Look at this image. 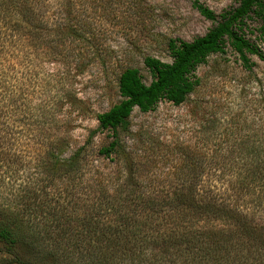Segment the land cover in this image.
<instances>
[{
  "label": "trees",
  "instance_id": "16d2710c",
  "mask_svg": "<svg viewBox=\"0 0 264 264\" xmlns=\"http://www.w3.org/2000/svg\"><path fill=\"white\" fill-rule=\"evenodd\" d=\"M108 3L0 0V160L26 129L34 173L18 201H0V264H264V127L225 135L206 153L180 147L171 179L144 176L145 163L129 158L125 140L133 110L186 101L201 82L195 70L211 54L229 45L247 68L249 55L264 59L246 36L248 19H260L264 46V0H239L219 14L195 1L214 25L191 40L169 38V62L147 55L150 83L139 68L124 67L121 99L97 113V127L76 143L67 121L43 100L31 103L15 80H32L51 61L58 80L92 62L106 66L112 52L101 51L92 21L110 15ZM65 97L61 107L85 110L84 100ZM61 124L65 132L55 131ZM104 131L110 140L94 146ZM106 158L116 162L113 171L102 165ZM11 176L0 171V184Z\"/></svg>",
  "mask_w": 264,
  "mask_h": 264
},
{
  "label": "rangeland",
  "instance_id": "374dc122",
  "mask_svg": "<svg viewBox=\"0 0 264 264\" xmlns=\"http://www.w3.org/2000/svg\"><path fill=\"white\" fill-rule=\"evenodd\" d=\"M195 1L217 14L239 4V0H109L110 15L97 14L92 21L95 41L101 51L112 52L106 66L92 62L68 80H58L53 75L57 64L45 62L32 80L15 82L28 88L31 103L42 100L48 103L60 120L67 121L72 142H81L89 129L97 127L96 114L121 99L117 83L124 67L139 68L143 80L150 83L153 76L144 63L147 55L169 62L172 60L167 47L169 38L191 40L214 25V21L196 8ZM248 23L251 30H246V36L264 49L258 29L262 21L252 17ZM249 56L253 62L251 68L245 67L238 53L228 45L224 52L211 54L197 67L195 74L201 82L186 101L177 105L162 100L152 111L142 112L137 107L133 110L132 132L125 140L129 158L145 163L144 176L155 174L159 179H171V171L183 157L182 146L206 153L225 135L237 136L246 130L264 127V59ZM67 94L84 100L85 110L68 103L61 107ZM63 128L61 124L60 129L54 130L65 132ZM19 136L15 143L5 147L10 149L9 155L0 160L3 176L12 173L10 180L7 178L0 184V201H18L34 177L29 132L24 129ZM109 140L108 131L98 132L93 144L101 146ZM104 164L111 171L117 166L109 158L102 161Z\"/></svg>",
  "mask_w": 264,
  "mask_h": 264
}]
</instances>
